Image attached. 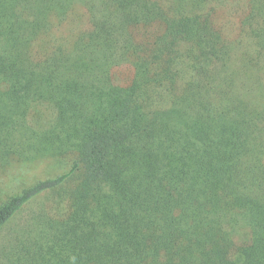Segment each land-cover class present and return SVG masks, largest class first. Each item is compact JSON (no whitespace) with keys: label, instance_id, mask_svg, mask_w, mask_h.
Wrapping results in <instances>:
<instances>
[{"label":"trees","instance_id":"16d2710c","mask_svg":"<svg viewBox=\"0 0 264 264\" xmlns=\"http://www.w3.org/2000/svg\"><path fill=\"white\" fill-rule=\"evenodd\" d=\"M36 162L0 264H264V0H0V171Z\"/></svg>","mask_w":264,"mask_h":264},{"label":"rangeland","instance_id":"374dc122","mask_svg":"<svg viewBox=\"0 0 264 264\" xmlns=\"http://www.w3.org/2000/svg\"><path fill=\"white\" fill-rule=\"evenodd\" d=\"M221 17L223 21L227 19L225 14H222ZM237 25L238 20L234 18L227 28V33L231 40L237 37ZM58 171L56 168L54 169V166L45 162L16 163L9 169L0 171V207L24 188L41 179L50 177ZM27 220L28 211H24L0 233V254L3 247L16 241L18 233L25 228Z\"/></svg>","mask_w":264,"mask_h":264}]
</instances>
